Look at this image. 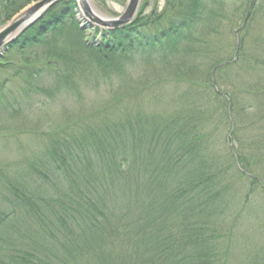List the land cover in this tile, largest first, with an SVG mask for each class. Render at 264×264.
Returning <instances> with one entry per match:
<instances>
[{
	"label": "trees",
	"instance_id": "16d2710c",
	"mask_svg": "<svg viewBox=\"0 0 264 264\" xmlns=\"http://www.w3.org/2000/svg\"><path fill=\"white\" fill-rule=\"evenodd\" d=\"M6 1L0 26L37 0ZM225 1L164 0L159 15L107 35L90 28L87 38L75 0H62L9 46L0 70L12 67L14 77L34 82L45 72L58 91L76 90L90 69L113 82L139 66V77L163 75L168 93H148L167 108L144 111L143 91L131 102L122 91L72 129L35 139L41 149L23 163V176L0 185V200L10 205L0 210V264H239V223L252 211L264 218V40L257 38L264 30L251 31L264 0H254L236 29L233 57L221 59L230 45L213 39L222 33ZM64 26L72 31L63 50L55 39ZM253 46L263 55L246 61ZM44 47L47 61L31 62ZM11 53L22 63H3ZM248 113L255 124L244 133L261 135L254 137L261 154L245 138L240 149L229 147L239 144ZM249 261L264 264V257Z\"/></svg>",
	"mask_w": 264,
	"mask_h": 264
},
{
	"label": "rangeland",
	"instance_id": "374dc122",
	"mask_svg": "<svg viewBox=\"0 0 264 264\" xmlns=\"http://www.w3.org/2000/svg\"><path fill=\"white\" fill-rule=\"evenodd\" d=\"M20 1L21 0H7L5 4L8 5L10 2L15 4V2H18L16 4L17 6ZM126 1L127 0H125V3L121 5L117 3V1L115 2V0H90L92 7L106 18L118 17L123 12ZM253 2L254 0L225 1V18L221 19V24L217 26V29L222 30V33L218 32L216 37L213 39L214 42L219 43V47H225L223 44L220 45L224 42L230 45L229 49L221 50V59H225L228 56L230 58L233 57L234 50L232 48V43H236L239 38L237 33H234L237 31L236 29H238V27L243 25L242 22L244 17L247 11L252 8ZM164 3V0H143L136 20L152 14L159 15L163 9ZM208 9L215 10L210 9L209 7ZM15 15L13 14L11 18ZM256 18L257 22H254L251 26V31L253 30V33L255 34L260 31L263 32L264 30V27L262 28L264 12H262V14H258ZM79 19L82 18L80 14L77 13L75 21H80ZM81 23H83L82 25H85V22L82 21L78 24V27L82 30L83 35L86 37L87 35L88 37H90V35L92 36L93 34L89 32V28H81ZM260 27L261 30H258ZM71 31L72 29L69 26L63 27V31H60L58 33L59 35H57L55 39L57 47L63 46V41H66L65 39ZM223 37L226 39L222 41L221 39ZM257 38L264 40V34L257 35ZM55 48L56 47H54V49ZM62 49L64 50L65 46H63ZM56 50L60 49L56 48ZM47 51L48 47L37 49L30 56V59H33L30 61H38L41 63H43L42 61H47ZM244 54L247 56L246 61H248L249 58L251 61H256L252 57H260L263 55L256 48V46H253V49H249L248 53L246 52ZM79 55L82 56L81 54ZM79 55L76 53V56L73 55L72 57L78 59ZM2 58L3 57H1L0 60ZM5 62L7 65H9V63H14L16 65V63H22V59L18 55L11 53L6 57L3 63ZM139 72H141V67L134 66V68L130 69V72L128 73L129 76L118 77L115 78L113 82H110L105 76L102 77L100 72L98 73L90 69L89 72L82 76V78L76 79V90L73 88H67L65 90L60 89L58 91L56 86H54L56 79L48 74H45V72L42 73V76L38 78L36 82H34V80L25 78L24 75L21 77H14V69L12 67L7 68V70H0V86L2 83L5 84L4 87L1 88L2 91L0 93V104L2 103L0 105V185L7 187L11 179L20 175L23 176L25 172L22 169L24 168L23 163L27 159L36 155L41 149L40 144L35 145L34 141L39 137L38 143H40V135L42 132H44L43 135L47 136L52 132L59 133L63 129H66V127L72 129L73 124L76 123L78 119L91 115V112L102 110L109 103V101H112L114 98L119 101V99H121L122 91L129 94L131 93L132 97H130V102L135 100V98H133L134 94H140V92L143 91V97L148 100V103L142 100L139 107H145L144 111H152L153 109L161 108L166 109V103L161 102L160 104H157L156 101L151 99L150 95H148V93H159L165 88V82H163V78L165 77H163V75L157 76V78L152 80L149 75L146 77L144 76L143 78L139 77L136 75V73ZM230 77H234V74H232V76L230 75ZM123 83H126L124 87ZM37 84L40 85L42 90H51L52 97L49 98V100L47 97H44L42 94L43 92H40ZM149 85L155 86L148 88ZM122 87L125 89L119 91V95H116V91L119 88L123 89ZM28 91L30 93L29 96L26 97L25 94ZM163 93H168L167 88L163 90ZM161 99L166 100V97L163 96ZM44 102L47 103V105L41 108L42 105L45 104ZM254 118L255 117L253 115L251 116L250 113L247 114L244 119L245 121L242 124H239V129L237 128V133H239V144L233 142L229 144L230 148L233 146L235 147L236 145L237 148H235L240 149L245 138V146L252 145L253 140V144H256L260 151L262 146L260 140L254 139V137L258 135L256 134V129H250V131H253L254 133L253 139H251L250 135L244 133L247 126L250 127L255 124L252 122ZM37 128L40 132H36ZM228 133L227 138L229 139L230 131ZM257 138L262 137L261 135H258ZM244 152H242L244 155L246 154L250 157L248 153ZM262 166L264 165L262 164ZM262 172L264 174V170H262ZM260 182L264 183L263 180ZM262 186L264 185H261L260 187ZM2 203V200H0V210H2V207L3 210H8L10 208L8 203ZM252 213L254 214L252 218L244 217L238 226L237 236L239 240L236 241L238 244L243 245L242 250L244 251L240 254L239 264H250V255L254 258L264 257V218L260 211H252ZM260 219L261 222L259 221ZM4 237L7 236L4 235ZM5 249L8 250L9 246H5L2 250ZM257 254L260 256H255Z\"/></svg>",
	"mask_w": 264,
	"mask_h": 264
},
{
	"label": "water",
	"instance_id": "95a60500",
	"mask_svg": "<svg viewBox=\"0 0 264 264\" xmlns=\"http://www.w3.org/2000/svg\"><path fill=\"white\" fill-rule=\"evenodd\" d=\"M62 0H39L22 9L8 22L0 26V57L4 56L9 46L25 33L31 26L36 24L56 4ZM83 18L93 28L98 27L100 31L119 30L129 26L136 18L142 0H127L122 14L116 18H106L92 7L90 0H75ZM86 26L83 27V29Z\"/></svg>",
	"mask_w": 264,
	"mask_h": 264
},
{
	"label": "bare ground",
	"instance_id": "6f19581e",
	"mask_svg": "<svg viewBox=\"0 0 264 264\" xmlns=\"http://www.w3.org/2000/svg\"><path fill=\"white\" fill-rule=\"evenodd\" d=\"M33 2H36V1H33ZM33 2H31L30 4H32ZM41 20V19H40Z\"/></svg>",
	"mask_w": 264,
	"mask_h": 264
}]
</instances>
